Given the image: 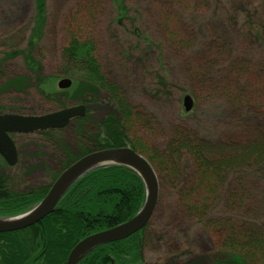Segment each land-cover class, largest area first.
Listing matches in <instances>:
<instances>
[{
	"label": "trees",
	"instance_id": "16d2710c",
	"mask_svg": "<svg viewBox=\"0 0 264 264\" xmlns=\"http://www.w3.org/2000/svg\"><path fill=\"white\" fill-rule=\"evenodd\" d=\"M155 1L157 2L113 0L112 6L116 11L113 24L123 31H135V40L129 47L134 44L135 49H143L141 44L147 45L149 50H146V53L137 51L138 57H143L153 53L150 50L155 41L152 40L151 33L146 31H157L155 23L158 19L164 20L165 28H171L174 21L197 25V19L202 17L203 24L198 25V31L184 34L169 31L166 38L178 40L180 43L175 47L170 44V50L156 44L158 51L149 59L155 58L159 67L154 73L153 85L162 90L156 93L160 95V102H169L167 82L180 81L179 78L182 77L181 82L187 84L185 93L190 94L193 107L188 113L181 107L179 115L193 116L185 123L205 129H199L198 132L207 134L210 140L190 141L187 132L175 130L171 136V139L175 137L172 141L175 144L168 145L161 154L146 150L139 141H136V145L128 138V127L141 120L140 115L132 113L119 88L107 79L101 65L97 63L94 56V40L80 41L72 37L68 47L62 51L63 75L77 77L84 82V88L89 85V95H98L97 91L100 94L109 92L111 110L102 119L104 124L101 125L100 131L93 128L94 120L82 118L72 120L60 131L42 133L45 142L55 149L60 157L59 170L53 173L51 182L61 170L82 156L98 149L113 147L128 146L138 151L153 170L156 169L155 166H175L173 170L186 166L182 185L192 183L195 172L200 181L207 182L209 191L214 196V200L209 201L207 210L206 201L202 202L198 197L196 199L195 192L188 194L185 197L189 206L186 207L187 212L193 214L191 218H194L191 209L193 208L197 210L195 214L201 220L214 224L212 229L222 250L220 259L213 260L208 256L203 262L193 260L191 264H264V67L251 66L250 59L242 58L245 53L241 50L243 43L247 48H252L264 41V22L254 25L255 29L252 31L248 27H242L240 30L243 31H235L242 37V41H238L234 31H223V27L218 28L220 34L217 31L212 32L215 27L213 22H218L220 15L210 14L202 9L191 14L184 5L180 11L178 5L172 4L174 0H165L166 4L170 2L166 10L155 11ZM214 3L217 4L216 13H220L223 3L221 0H214ZM233 3L236 7L230 21L236 26L235 14L245 7L242 2ZM47 5L48 0H33L32 27L28 42L40 40L47 19ZM259 6L262 9L263 4ZM16 8L17 4L12 3L9 10L0 9L2 18L3 14L11 13V10ZM175 11L176 14L172 15ZM262 12L264 13L263 10ZM113 24L110 22V27ZM142 35L144 37H141ZM217 40L222 41L221 47L216 44ZM181 44L182 47L179 48ZM256 47L259 48V45ZM134 51L129 48L126 53L130 56L129 53H135ZM185 51L192 54L194 59L186 62L189 56H186ZM16 54H21L28 65L30 63L38 68L30 52H12L6 54V58ZM239 59L246 61L252 70L244 71L246 68L241 66ZM174 66H177L178 74H174ZM11 81L7 84H11ZM18 81L15 80L14 83ZM204 93H208L209 101L200 108V104L196 105V102L200 103V95ZM222 98L223 106L220 103ZM70 99L85 106L88 101L83 96ZM54 102L61 107L58 100ZM86 109L88 110L87 106ZM229 124L232 126L230 129ZM66 132H69L67 138L61 135ZM69 142H76L74 149H71ZM154 172L156 174L155 170ZM9 180L8 176L0 172V217H11L29 210L43 198L51 184L50 182L42 188L40 186L22 193L11 191ZM238 181H245L246 185L249 183V189L251 186L255 191L249 194V199L246 196L241 197V202H238L241 209L235 217L231 210L218 211L217 204L221 203V198L217 191H222V200H226L225 192H229L234 186L239 187ZM144 201V184L133 170L121 165L95 169L76 181L61 197L53 212L41 221L27 229L1 232L0 264H65L70 250L78 241L127 221L138 212ZM154 214L141 231L123 241L93 249L83 256L78 264H151L147 260V251L154 244L158 251L159 241L162 244L160 248L178 251L180 241L172 245V241H178L176 233L169 232L168 229L152 228ZM162 237L166 238L167 242L162 240ZM55 250L58 251L56 257H52L50 253ZM158 260L157 255L156 261Z\"/></svg>",
	"mask_w": 264,
	"mask_h": 264
},
{
	"label": "rangeland",
	"instance_id": "374dc122",
	"mask_svg": "<svg viewBox=\"0 0 264 264\" xmlns=\"http://www.w3.org/2000/svg\"><path fill=\"white\" fill-rule=\"evenodd\" d=\"M112 2L113 0H48L47 19L43 33L39 41L35 40L31 43L28 41L32 27L33 0H0V9L4 10L11 9L12 3L17 4V8L11 10L12 15L7 12L3 14L2 18L0 14V114L43 115L78 105L79 101L70 98L83 96L88 99L86 106L89 113L94 115L93 120L102 121L111 110L106 104L111 94L109 92L100 94L97 91L98 95H89L87 93L91 90L89 85H87L88 88H84V82L78 80L77 77L62 73V66H64L62 51L68 47L70 38L75 37L80 41L93 39L96 45V47L94 46V56L97 63L101 65L107 79L119 88L120 94L130 105L132 113L141 117V120L128 127L130 140L136 145L138 143L136 141H139L146 150L156 151L159 154L165 151L168 145L175 144L172 142L175 137L171 139L175 130L187 132L190 135V141H209L207 134L198 132L205 129L185 123L193 116L179 115L183 95H190L185 93L187 84L181 82L182 77L179 78L180 81L167 82L169 102H160V95L156 93L162 90L153 85L154 73L159 67L155 58L154 60L149 59L154 56V52L158 51L155 48L156 44L161 45V48L168 49L171 45L175 47L180 43L178 40L166 38L169 36V31H177L181 34L198 31L200 29L198 25L203 24L202 17L199 18L200 21L197 19V25L174 21L171 28H165L164 20L158 19L155 23L157 31H146L151 33L152 40L155 41L150 50L153 52L152 55L138 57L137 51L146 53L149 48L145 44H141L143 49H135L134 44L129 47L130 43L135 40V31H123L122 28L113 24L116 11ZM221 2L223 4L220 6V13H216L218 10L214 0H174L172 4L178 5L180 11H182L181 6L184 5L187 10L191 11V14L202 9V11H209L210 14L220 15V18H217L218 22H213L215 27L212 30L219 34L221 32L218 30L219 27H223V31L234 32L243 31L240 30L242 27H248L252 31L255 29L254 25L264 22V13L262 12V10L264 11V0H221ZM233 2L237 4L242 2L245 7V9H239V13L235 14L236 26L230 21L236 7ZM259 4H263L262 9ZM168 6H170V2L166 4L165 0H157L154 3L155 11H164ZM175 14L176 11L172 15ZM182 21L185 22L184 19ZM110 22L113 24L112 27H110ZM251 26L252 28H250ZM236 37L238 41H242V37L238 33H236ZM221 43V40L216 42L220 47ZM256 45H259V48ZM256 45L247 48L243 43L241 50L245 55L242 58L250 59L251 66L264 67V51H262L264 50V41ZM179 46L181 48L182 44ZM129 48L135 50V53H129L130 56L126 53ZM17 51L23 54L30 52L35 66L37 65L38 68L33 67L30 63L28 65L27 60L21 54L6 58V54ZM185 52L187 54V51ZM186 56H189L186 58V62L194 59L192 54ZM224 59L228 60L229 58ZM239 60L241 66L246 68L244 71L252 70L246 61ZM220 64L225 65L226 63ZM174 68V74H178L177 66ZM62 78L71 80V86L68 89L57 88V83ZM10 80H13L11 84H7ZM15 80L19 81L14 83ZM166 80L170 79L166 78ZM262 94H264V89ZM207 98L208 93L200 95V103L198 101L196 105L200 104V108L203 107V104L209 101ZM56 100L61 107H58L54 102ZM220 103L223 106V98ZM226 109L228 108L226 107ZM228 127L230 129L232 126L229 124ZM219 131L222 132L220 128ZM55 133L58 134V132ZM61 135L67 138L69 132ZM11 138L18 152V163L13 167H8L0 160V172L10 178L11 191L27 193L49 184L53 173L59 170L60 157L57 151L45 142L44 135L39 133L17 134L12 135ZM69 143L71 149H74L76 142ZM137 153L139 152L137 151ZM143 154L147 156V154ZM173 167L175 166H155L154 170L159 177V194L156 213L152 219V228L156 230L168 229L169 232L176 233L178 237H175L178 241H172V245L180 241V247L178 251L172 249L167 251L160 248L162 244L159 241L157 251L156 244L153 247L150 245L151 247L147 251L148 262L151 264H191L193 260L203 262L208 256L213 260L220 259L222 250L218 246L217 237L212 229L214 224L201 220L195 214L197 210L190 207L195 214L194 218H191L193 214L188 213L186 208L189 206L185 197L195 192L196 199L198 197L202 202L206 201L205 207L208 210L209 201L212 202L214 196L211 195L207 182L200 181L194 172L195 178L191 179L192 183L182 185L187 167H178L176 170H173ZM19 173L29 177L19 179L16 176ZM55 180L56 178L51 184ZM238 184L239 187L234 186L229 192H225L226 200H222L224 193L217 191L221 198V203L217 204L218 211L231 210L236 217L241 209L238 204L241 202V197L246 196L249 199V194L255 191L251 186L249 189V183L246 185L245 181H238ZM224 189L226 188L224 187ZM201 205L202 203H200V207ZM29 210L2 218L18 217ZM162 240L167 242L164 237ZM57 252L55 250L50 255L56 257ZM157 255L158 261H156Z\"/></svg>",
	"mask_w": 264,
	"mask_h": 264
},
{
	"label": "water",
	"instance_id": "95a60500",
	"mask_svg": "<svg viewBox=\"0 0 264 264\" xmlns=\"http://www.w3.org/2000/svg\"><path fill=\"white\" fill-rule=\"evenodd\" d=\"M71 80L62 78L57 83L60 90L68 89ZM185 112H190L193 100L190 95L182 98ZM84 105H75L43 115H0V157L9 167L17 162L16 146L9 134H30L48 130H61L85 112ZM107 165H121L136 172L145 187V202L141 209L128 221L115 227L88 235L78 241L68 254L66 264H77L79 260L97 246L125 239L141 230L154 212L159 193V185L149 162L129 147L108 148L92 152L78 159L61 172L53 182L45 197L31 210L14 218H0V233L20 230L32 226L53 212L55 206L80 177L90 171Z\"/></svg>",
	"mask_w": 264,
	"mask_h": 264
},
{
	"label": "bare ground",
	"instance_id": "6f19581e",
	"mask_svg": "<svg viewBox=\"0 0 264 264\" xmlns=\"http://www.w3.org/2000/svg\"><path fill=\"white\" fill-rule=\"evenodd\" d=\"M106 104H108V106H110V99H109V98L107 99ZM82 118H88V120H93L94 115H93L92 113H89V110L86 109L85 112H84V114H83V116H81L80 118H77V119L81 120ZM83 123H84V122H83ZM94 123H95V124H94L93 128L95 129V131H100L101 128H102L101 125L104 124L103 121H97V120H94ZM80 124H82V123H80ZM53 131H54V130H53ZM105 149H108V148H105ZM101 150H104V149H100V150L98 149V150H95V151H93V152H98V151H101ZM90 153H92V152H90ZM88 154H89V153H88ZM82 157H83V156H82ZM76 161H77V160H75L72 164H74ZM70 165H71V164H70ZM70 165H69V166H70ZM69 166H68V167H69ZM64 170H65V169H64ZM61 171H62V170H61ZM60 174H61V172L57 175L56 179L58 178V176H59ZM82 177H83V176H82ZM82 177H80V178H82ZM80 178H79V179H80ZM79 179H77L76 181H78ZM76 181H75V182H76ZM75 182H74V183H75ZM74 183H73V184H74ZM73 184H72V185H73ZM51 185H52V184H51ZM51 185H50V187H51ZM72 185H71V186H72ZM71 186H70V187H71ZM70 187H69V188H70ZM69 188H68V189H69ZM49 189H50V188H48L47 192L49 191ZM47 192H46V194H47ZM65 193H66V192H65ZM65 193H64V194H65ZM46 194H45V195H46ZM45 195L43 196V198L45 197ZM145 196H146V192H145ZM43 198H42V199H43ZM195 201H196V200H195ZM198 201H199V200H198ZM199 202H200V201H199ZM157 203H158V201H157ZM157 203H156V206H155L154 212H155V210H156V208H157ZM57 204H58V203H57ZM142 206H143V205H142ZM55 207H56V206H55ZM140 209H141V208H140ZM140 209H139V210H140ZM139 210H138V211H139ZM154 212L152 213V215L154 214ZM152 215H151V217H152ZM194 215H195V214H194ZM132 217H133V216H132ZM132 217H131V218H132ZM151 217H150V218H151ZM128 220H129V219H128ZM128 220H127V221H128ZM149 220H150V219H149ZM149 220H148V221H149ZM125 222H126V221H125ZM123 223H124V222H123ZM121 224H122V223H121ZM143 228H144V227H143ZM143 228H142V229H143ZM142 229H141V230H142ZM141 230H139V231H141ZM139 231H138V232H139ZM136 233H137V232H136ZM134 234H135V233H134ZM132 235H133V234H132ZM127 238H128V237H127ZM127 238H125V239H127ZM125 239H121V240H118V241H115V242L123 241V240H125ZM111 243H114V242L106 243V244H103V245H107V244H111ZM103 245H100V246H103ZM100 246H97V247H100ZM97 247H96V248H97ZM67 257H68V256H67Z\"/></svg>",
	"mask_w": 264,
	"mask_h": 264
},
{
	"label": "flooded vegetation",
	"instance_id": "af4514ba",
	"mask_svg": "<svg viewBox=\"0 0 264 264\" xmlns=\"http://www.w3.org/2000/svg\"><path fill=\"white\" fill-rule=\"evenodd\" d=\"M11 81V80H10ZM68 126V125H67ZM47 132V131H46ZM35 133H39V134H42V133H45V132H35ZM12 135H16V134H10V137H12ZM46 144V143H45ZM46 146H47V144H46ZM18 153V152H17ZM18 163V155H17V162H16V164ZM17 176V178H21V179H27L29 176L28 175H26V174H21V173H19V174H17L16 175ZM36 206V205H35ZM34 206V207H35ZM31 210V209H30ZM0 218H2V217H0ZM41 221V220H40ZM28 228V227H27ZM27 228H24V229H27ZM20 230H23V229H20ZM15 231H18V230H15Z\"/></svg>",
	"mask_w": 264,
	"mask_h": 264
}]
</instances>
